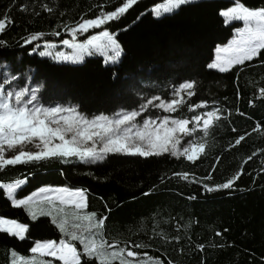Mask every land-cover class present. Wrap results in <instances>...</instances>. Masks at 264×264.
Here are the masks:
<instances>
[{
  "label": "trees",
  "instance_id": "obj_1",
  "mask_svg": "<svg viewBox=\"0 0 264 264\" xmlns=\"http://www.w3.org/2000/svg\"><path fill=\"white\" fill-rule=\"evenodd\" d=\"M123 2L0 0V19H6V30L0 32V41L6 42L0 44V62L10 65L12 72L22 73L20 80L37 88L42 102L75 104L88 115L131 110L143 97L152 95L172 99L175 86L195 79L194 95L185 96L181 108L172 114L191 120L192 115L211 108L189 111V105L201 100L216 102L221 119L209 126L207 135L203 130L196 132L205 144L204 151L193 161L169 152L148 158L109 154L95 164L72 159L18 164L0 170V184L27 176L28 183L17 192L18 198L44 185L86 189L87 210L99 217L110 209L105 222L109 239L142 244L144 247L132 250L147 252L151 261L264 264V96L260 95L264 50L244 65H233L224 72L212 69L208 65L217 46L226 45L241 26L240 22L225 24L220 15L234 0H194L160 17L151 9L164 0H136L118 20L77 36L83 40L104 27L111 32L119 29L116 39L123 51L116 63H104L99 55L70 63L39 54L45 39L59 44L71 38L62 24L94 18L102 6L111 11ZM242 2L264 6V0ZM37 31L45 36L25 44ZM55 31L60 36L53 35ZM157 113L168 114L159 109L149 114ZM241 136L244 138L237 144ZM237 172L241 174L231 189L205 191L202 187L204 183L222 184ZM173 173H187L188 179ZM0 215L29 224L25 239L0 231V264H12L14 259L23 264L20 257L34 255L30 249L35 240L61 238L51 217L31 221L22 207L11 205L2 188ZM77 247L82 246L77 242ZM41 258L58 264L56 258Z\"/></svg>",
  "mask_w": 264,
  "mask_h": 264
},
{
  "label": "snow or ice",
  "instance_id": "obj_2",
  "mask_svg": "<svg viewBox=\"0 0 264 264\" xmlns=\"http://www.w3.org/2000/svg\"><path fill=\"white\" fill-rule=\"evenodd\" d=\"M193 2L194 0H164L163 4L154 5L151 11L155 17H160ZM134 3L136 0H124L111 11H105L102 6L94 18H81L74 25L62 24L63 30L70 33L71 38H64L59 43L67 46L70 51L63 49L57 51V42L45 39L43 50L39 54L57 61L78 63L83 61L85 56L99 52L103 53L106 62L117 61L123 51L116 39L119 29L111 32L104 27L102 31H97L83 40L77 36L118 20ZM21 7L23 9L25 6ZM45 8L51 11L46 6ZM220 15L224 17L225 24L233 20L243 22V26L235 29L236 35L226 45L217 46V57L208 65L224 72L233 65H244L246 61H252L264 50V6L251 7L246 6L242 0H234L227 8L220 10ZM4 30L6 19H0V32ZM60 34L59 31L53 33L55 36ZM44 36V32L37 31L29 39H25L24 43L31 45L32 41ZM4 43L6 42L0 41V44ZM222 52L226 55H221ZM20 78H23L22 73H14L10 65H4V71L0 73V170L8 166L53 159L62 161L72 159L95 164L104 161L109 154L148 158L170 152L175 156L178 154L177 146L182 139L192 135L196 128H202L207 135L209 126L221 119L219 115L221 109L216 107V102L207 100L189 105V111L211 108L192 115L191 120L172 114L184 103L182 92L187 97L194 95L197 83L195 79L184 80L175 86L172 95L176 98L165 100L159 95H152L143 97V101L131 110L120 108L110 115L103 111L88 115L80 111V106L75 104L42 102L37 88L16 83ZM260 95L264 96V89L260 90ZM152 109H162L168 114H149ZM141 113L144 115L138 122L137 117H140ZM190 123L195 127H189ZM243 138L238 137L236 143ZM29 144L34 145L37 150H25V146ZM17 147L19 150H16ZM204 148V143H196L189 139L183 148V154L187 160L193 161ZM6 150H13L15 154L6 156ZM240 174L237 172L222 184L210 186L204 183L202 187L205 191L231 189ZM31 175L32 173H28V176ZM173 175H182L183 179H188L187 173ZM192 179L195 180V177ZM27 183L28 178L25 176L2 183L0 188L11 205L22 207L31 221L35 222L40 216L51 217V223L57 226L62 235L58 242L53 239L35 240L30 249L34 255L20 257L23 264H53L52 259H42L44 255L56 258L58 264H96L97 261L99 264H112L113 261H119V264H145L142 257H147L151 261L147 252L132 250L144 247L142 244H132L131 241H122L118 237L109 239L105 233V222L110 209L99 217L95 211L87 210L86 189L44 185L18 198L17 192ZM28 229V223L0 215V231L25 239ZM216 234L219 235V232ZM77 242L82 246L80 249ZM122 243L125 246L122 247ZM199 247L202 249L204 245ZM15 255L13 252L14 257ZM12 264H17V261L14 259ZM151 264H161V261L156 259L151 261Z\"/></svg>",
  "mask_w": 264,
  "mask_h": 264
},
{
  "label": "rangeland",
  "instance_id": "obj_3",
  "mask_svg": "<svg viewBox=\"0 0 264 264\" xmlns=\"http://www.w3.org/2000/svg\"><path fill=\"white\" fill-rule=\"evenodd\" d=\"M164 3V2H163ZM163 3H161V4H163ZM230 22H240V24H241V26L240 27H242L243 26V22L242 21H238V20H233V21H230ZM229 22V23H230ZM236 35V33L234 32V36ZM233 36V37H234ZM43 47H44V44H42L41 45V47H39V49H38V51L40 52L41 50H43ZM61 49H63L64 51H70V49L67 47V46H64V45H61L60 43L59 44H57V48H56V50L57 51H59V50H61ZM109 54H111V53H109ZM93 55H99V56H101L102 58H103V61H104V63H108V64H113V63H116L117 61H115V62H111V61H108V62H106L105 61V57H104V55H103V53H99V52H97V53H94ZM221 55H226L225 53H221ZM91 56V55H90ZM44 57H48V58H50V59H52L51 57H49V56H44ZM86 57H88V56H85V58ZM216 57H217V52H216V54H215V58L213 59V61L216 59ZM84 58V59H85ZM52 60H54V59H52ZM54 61H56V62H70V61H57V60H54ZM212 61V62H213ZM82 62V61H81ZM211 62V63H212ZM70 63H73V62H70ZM78 63H80V62H78ZM210 63V64H211ZM4 65H5V63H3V62H0V73H2L3 71H4ZM212 69H216V68H212ZM216 70H218V71H220L219 69H216ZM16 83L17 84H19V85H23V84H28V83H25V81H21L20 79H18L17 81H16ZM30 87H33V85H31V84H28ZM181 95L183 96V98L186 96L183 92L181 93ZM173 98H176V97H174L173 96ZM159 110H161L162 112H164L162 109H159ZM165 113V112H164ZM142 120V117H137V121L138 122H140ZM189 127H195V125L194 124H192V123H190L189 124ZM199 130H203L202 128H196V131L192 134V135H190V136H187V137H185L184 139H182L181 140V142H180V144L177 146V148H178V154H177V156L178 155H183V156H185L184 154H183V148L186 146V144H187V141L189 140V139H192V140H194V142H196V143H202V137L200 136V135H197L196 134V132L197 131H199ZM16 150H19V148L17 147V149ZM25 150H32V151H35V150H37L36 148H35V146L34 145H31V144H29V145H26L25 146ZM15 154V151H13V150H6V152H5V155L6 156H11V155H14ZM186 157V156H185ZM58 242V241H57ZM44 256H46V255H44ZM50 258V257H49ZM144 260V262H145V264H151V262L149 261V260H147V259H143Z\"/></svg>",
  "mask_w": 264,
  "mask_h": 264
},
{
  "label": "crops",
  "instance_id": "obj_4",
  "mask_svg": "<svg viewBox=\"0 0 264 264\" xmlns=\"http://www.w3.org/2000/svg\"><path fill=\"white\" fill-rule=\"evenodd\" d=\"M43 259V258H42ZM45 260V259H44Z\"/></svg>",
  "mask_w": 264,
  "mask_h": 264
}]
</instances>
